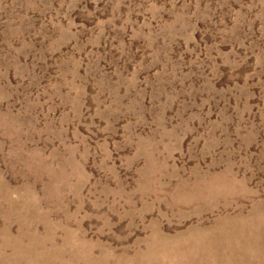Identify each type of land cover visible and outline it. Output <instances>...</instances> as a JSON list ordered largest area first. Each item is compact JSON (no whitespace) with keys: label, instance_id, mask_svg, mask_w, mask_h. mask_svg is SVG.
I'll use <instances>...</instances> for the list:
<instances>
[{"label":"rangeland","instance_id":"1","mask_svg":"<svg viewBox=\"0 0 264 264\" xmlns=\"http://www.w3.org/2000/svg\"><path fill=\"white\" fill-rule=\"evenodd\" d=\"M0 264H264V0H0Z\"/></svg>","mask_w":264,"mask_h":264},{"label":"bare ground","instance_id":"2","mask_svg":"<svg viewBox=\"0 0 264 264\" xmlns=\"http://www.w3.org/2000/svg\"><path fill=\"white\" fill-rule=\"evenodd\" d=\"M186 255V254H185ZM182 262V261H181Z\"/></svg>","mask_w":264,"mask_h":264}]
</instances>
